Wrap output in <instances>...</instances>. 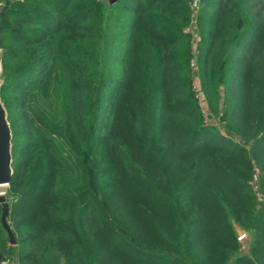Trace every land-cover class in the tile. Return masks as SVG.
Listing matches in <instances>:
<instances>
[{"label": "trees", "instance_id": "obj_1", "mask_svg": "<svg viewBox=\"0 0 264 264\" xmlns=\"http://www.w3.org/2000/svg\"><path fill=\"white\" fill-rule=\"evenodd\" d=\"M193 2L0 0V262L264 264V0Z\"/></svg>", "mask_w": 264, "mask_h": 264}, {"label": "water", "instance_id": "obj_2", "mask_svg": "<svg viewBox=\"0 0 264 264\" xmlns=\"http://www.w3.org/2000/svg\"><path fill=\"white\" fill-rule=\"evenodd\" d=\"M112 2L113 0H109ZM2 58H3V51L0 48V89L3 82L2 79ZM12 133L10 128V123L7 118V111L4 106V103L1 99L0 95V185H8L11 179L12 175V153H11V147H12ZM0 207H1V223L4 229L7 232V235L9 237V242L14 243V235L12 231L9 228L8 222H7V215L9 211V204L8 199L5 197V195H0ZM236 232L238 236H242V230L235 226Z\"/></svg>", "mask_w": 264, "mask_h": 264}, {"label": "rangeland", "instance_id": "obj_3", "mask_svg": "<svg viewBox=\"0 0 264 264\" xmlns=\"http://www.w3.org/2000/svg\"><path fill=\"white\" fill-rule=\"evenodd\" d=\"M210 122L212 124H216L218 129L222 130L223 128L221 127V124L220 122L218 121V119H213V118H210ZM229 134V133H228ZM7 186L8 185H0V195L3 194L5 195V192H6V189H7ZM243 235L242 236H238V239H240L242 241V249L245 250L246 249V246H247V237H244L245 234L244 232L242 231Z\"/></svg>", "mask_w": 264, "mask_h": 264}, {"label": "built area", "instance_id": "obj_4", "mask_svg": "<svg viewBox=\"0 0 264 264\" xmlns=\"http://www.w3.org/2000/svg\"><path fill=\"white\" fill-rule=\"evenodd\" d=\"M197 3V0H194L193 5L195 6ZM0 264H21L16 260H2Z\"/></svg>", "mask_w": 264, "mask_h": 264}]
</instances>
